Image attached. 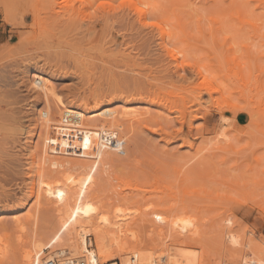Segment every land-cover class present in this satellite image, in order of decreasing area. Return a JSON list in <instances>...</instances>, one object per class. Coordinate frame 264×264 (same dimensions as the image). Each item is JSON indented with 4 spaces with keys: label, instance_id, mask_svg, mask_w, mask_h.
I'll return each mask as SVG.
<instances>
[{
    "label": "rangeland",
    "instance_id": "obj_1",
    "mask_svg": "<svg viewBox=\"0 0 264 264\" xmlns=\"http://www.w3.org/2000/svg\"><path fill=\"white\" fill-rule=\"evenodd\" d=\"M63 1L67 4L70 2ZM231 1L156 0L158 4L166 5L165 16L167 15L174 24H177L178 17H181L189 23L188 29L193 30V38L184 36L185 42L179 41L180 46L186 47L188 42L197 45V50L196 47L188 50V59H195V62L199 61L201 64H208V60L213 59L212 63L217 66L220 63L218 65L213 54L217 51L215 54L220 53L221 57V54L227 51L223 35H220V47L210 48L211 40H206L197 32L196 21L201 17L208 32L207 17L222 12V9L226 8L225 5ZM240 1H245V4H260L258 0ZM4 4L8 7L10 17L15 20L14 25H9L5 20ZM63 10L64 14L70 12L66 8ZM84 10V15L88 16L90 8ZM123 11L119 15L123 18L114 24L112 35L106 37L107 28L102 17L88 29L79 28L82 22L78 18L69 25V21L60 23L52 18L47 0H0V264H23L26 253L32 247L37 244L47 245L55 237L54 231L59 224L60 213L51 209L52 205L39 203L37 197L28 202L25 199L29 195L35 175L38 187L43 179L55 181L62 176L64 178L68 173L76 176L93 174L97 179V185L91 192L94 207L100 202H106L109 196H125L131 202L123 207H129L139 212L140 216L144 215L150 219L160 215L167 216L166 212L175 213V209L180 208L178 204L183 203L185 198V203H192L193 206L188 208L189 213L202 219L205 233L202 239L205 240L201 239L200 243L202 246L209 245L211 264L221 263L227 258L230 260L264 245V193L256 181L264 170L261 153V145H264V134H261L264 132V121L260 117L264 113V92L261 94L262 101H259L262 103L261 109L256 104L260 95L254 98L259 115L256 117H260L263 124V127L259 124L262 128L254 131L248 115L253 107H249L238 95L243 88L240 84L237 93H230L232 84L229 83L227 75H224L220 77V83L228 86L227 92L221 89L222 95H209L206 89L199 90L197 87L200 86V78L197 69L196 74L192 75L193 69L187 67L185 60H181L184 62L181 65L183 69L178 68L176 62L165 52L157 31L142 30L136 21L124 16ZM221 18L227 27L225 29L231 31L227 33L224 30L223 33L230 36L235 52L233 55L239 56L237 60L244 61L246 56L245 49L240 47L241 42L250 44L252 55L259 59L258 54L264 48L263 38H252L251 26H246L245 23L240 30L241 25L236 20L230 21L226 15ZM176 32L183 37L181 30L176 28ZM210 53L212 56L208 58ZM126 54H130L132 59L128 60ZM259 63L263 67L264 58L259 59ZM223 66L226 72L227 65ZM263 76L264 72L261 77ZM147 79H150L148 84ZM135 80L139 86H131L128 90L124 88L130 83L134 85ZM37 83L40 86L34 88L33 85ZM193 87H196V90ZM237 87H234L235 90ZM48 88H52V91L49 92ZM243 92H246L247 97L252 96L249 91ZM223 97L240 107L236 116L230 111L224 113L231 119H236L238 123V128L233 131V145L237 151L218 150L221 153L218 152L215 156L217 152L213 153L217 150L209 145L211 151L208 149V153H212V157L215 156L211 158V166L205 163V159L207 162L210 159L207 155L205 159L201 158L204 159L202 168L199 157V162H195L200 164L198 167L201 172H206L205 175L209 176L208 172L210 177L205 176L206 180L200 172V176L205 180L197 178L201 182L205 181L204 186L214 195L226 189L229 193L236 194V200L229 199L231 197L216 199V195L212 198L208 197L209 194L198 200L177 192L173 193V196L170 192H174V179L169 171L158 166L157 161H188L195 150L184 143L187 139L195 143L196 147L202 144L204 147L221 125L222 113L217 105L219 101H224ZM96 101L100 105H96ZM124 101H131L133 107L147 109L148 123L138 125L135 130L130 131L129 124L119 116ZM199 108H202L200 110L205 112V115H199ZM184 109L189 113L187 123L180 113ZM261 111L262 115L259 114ZM190 120L192 128L188 125ZM19 125L29 126L26 136L16 132L17 128L14 126ZM153 128L160 130L153 131ZM28 138L32 139V143H26ZM85 138L91 139L95 145L89 146L88 142V147L85 148ZM119 138L120 141L117 142ZM102 140H106L107 145L111 146L110 149L114 150L108 149L110 152L100 153L99 167L94 173H90V167L85 161L88 162L89 155L93 154L94 158L98 151L96 144ZM244 143L255 144L256 147L249 151L241 147ZM33 151L37 161L35 170L32 169ZM254 157H257V160L260 158V163L256 162ZM191 160L194 158L191 157ZM206 166H210L206 169L212 174L204 168ZM194 171H197L196 167ZM164 174L166 177L163 179ZM120 182H129L132 187L121 185ZM170 182L172 186L169 185ZM166 183L171 186L172 191L166 189ZM233 183H240L244 188L239 185V189ZM246 184L249 186L251 194L248 196L251 198L243 194L248 191H245L248 188ZM119 190L123 192L120 194ZM38 194L41 195V191L37 189V196ZM106 208H117V203L105 206V211ZM136 214L135 217L138 216ZM134 227L141 233L143 227ZM139 228H142L141 231ZM21 236H24V241L19 243ZM231 237L239 241V246L232 244Z\"/></svg>",
    "mask_w": 264,
    "mask_h": 264
},
{
    "label": "bare ground",
    "instance_id": "obj_2",
    "mask_svg": "<svg viewBox=\"0 0 264 264\" xmlns=\"http://www.w3.org/2000/svg\"><path fill=\"white\" fill-rule=\"evenodd\" d=\"M98 1L99 0H76L77 5L79 4V6H77V8L74 10H69L67 7H65V5H68L69 3L73 2V0H70V2L68 4H67V2H65L63 0H47L48 8L50 11L49 14L52 18L58 20L60 23L65 22V21H69V22H67L68 25L70 22H71L70 24H72V23L76 22L78 19H80L79 21L82 23L78 22V23H80L79 28H86V29H88L90 26H92L93 23L98 18L93 20V19L89 18L86 14L84 15V11H85L84 9L89 8L87 6H90L92 4H96ZM258 1H260L259 3L262 2V0H258ZM238 2H239V0H238ZM238 2H237V0H232L231 2L228 3V5H234L235 7L223 8L222 12H220V13L216 12L215 14H211L209 17H207V20L209 23V29H207L208 32L206 31V29H205L206 27L202 23L203 19L201 17L197 18V21H196L197 32L200 33V35L203 36L206 40L207 39L211 40L212 46H210V48L220 47L219 46L220 35H223L224 45H225V47L227 45V47H226L227 51L225 54H221L222 55L221 57L219 56L220 55L219 52H218L219 53L218 55L215 54L217 51H215V53L213 54L215 56V60H217V62H218V65L220 63L219 66H217L216 64L214 65L212 63L213 59L208 60V62H209L208 64L203 63L204 65L201 64L199 61H196V63H200L204 67H209L210 69H213V74L217 75V76H219L220 73L224 72V66L223 65H225V64L227 65V66H225V67H227L226 68L227 77L228 78L231 77V78H233V80H238L240 82L239 83L240 86L243 87V88H241L242 90L240 89V91H239L240 94L238 93V95L241 97V99H244L246 101V103L249 105V107L250 106L253 107V108H251L253 110L249 111L248 115H249L251 122L253 123L252 129L254 131H257V129L259 127L262 128L263 127L262 125L264 124V123L261 124V120L259 119L261 117V118H263V121H264V113L262 112L264 110V103L262 105L263 110L259 113L261 115L263 113V115H262L263 117L262 116H260L259 118L256 117V116H259V115H257L258 114L257 108L258 107H260V109L262 108L260 106V104H262V103L261 102L259 103V101H262L261 100L262 99L261 94L264 92V79H262V77H261L262 73L264 72V65L262 67V64L259 63V59L264 58V55H263L264 53L259 52V54H260V55L258 54L259 59H257L251 53L250 44L245 43V42H241L240 47L245 49L244 52H246L245 53L246 56L243 59L244 61H241V60L238 61L237 59L239 56L236 57L235 55H233V53H235V52H234V47L231 44L230 36L225 35L223 33L224 30H226L227 33H230L231 31L229 29H225L226 25H224V20L221 18L222 15L229 16L230 21L236 20L238 22V24L241 25L240 30L243 29L242 24L245 23V20H246V17L248 16L249 10H247L245 7H243V5H245V1H243V2L240 1L241 3L240 2L238 3ZM134 3L137 5H140V6L159 5V8H157V9H153V8L149 7V8H145V10L143 12H137L135 10V8H132V9L124 10L123 13H124V16L130 17L131 19L136 21L142 30L154 29V31H157V33L159 35V40H160L161 44L163 45L165 52H167L169 57H171L170 59H172L174 62H176L177 67L181 68L182 67L181 65H183L184 62L181 61L182 59H180V57H179V52L182 50L188 59V55H189L188 50L190 48L193 49L192 47H196V50L198 49L197 45L194 43H191V42H188L186 44V47L179 45V41L180 42L184 41V39H183L184 36H187V37L190 36L192 38L194 36V35H192L193 30H191V28L188 29L189 23L185 22L181 17H178L177 24H174L169 19V17L167 15L165 16V14L167 13L166 12L167 11L166 5L158 4L156 2V0H134ZM65 8L68 9V11H70L69 14L66 13L67 15L64 14L65 12L63 9H65ZM3 12L5 14L6 22L9 25H14L15 20L10 17V12L8 10V7L5 4L3 5ZM119 15H120V13H113L111 15L100 16V13H98V16L102 17L105 21V26L107 28L106 37L112 33V29L114 28V24L118 23L119 19L123 18V16H119ZM151 22H155V23H159V24H165L166 27L162 31L159 28L151 27L150 26ZM168 24H171V32H169V30H168V27H167ZM249 26H251V30H252V34H251L252 36L251 37L252 38H261V39L263 38V40H264V37H261L258 30H256L253 25H249ZM176 28H178V30H181L183 37L180 34L177 35ZM151 30H149V31L151 32ZM148 34H150V33H148ZM169 36H171V40H169ZM263 46H264V43H263ZM169 47L175 48L177 55L174 56L171 52H169L168 51ZM215 49H218V48H215ZM119 53H120V51H119ZM120 55H121V53H120ZM100 56H102V54ZM100 56H99V58H100ZM126 56H127L128 60L132 59L130 54H126ZM211 56H212V54L209 55L208 58L209 57L211 58ZM189 57H190V55H189ZM216 57H217V59H216ZM99 60H101V59H99ZM115 60H114V62H115ZM94 61H96V59ZM193 61L195 62V59H193ZM92 63L93 62H91V64ZM117 63L119 64V62H117ZM214 63H215V61H214ZM221 63H223V65H221ZM91 64H90V66H91ZM95 64L97 65L98 63H95ZM244 66H245V71H244ZM261 67L263 68L262 73L260 72ZM80 68L82 69V67H80ZM100 68H102V67H100ZM181 69H183V68H181ZM127 71H129V70H127ZM127 71H125V72H127ZM196 71H197V74L199 75V78H201L202 74L199 72V68H197ZM121 72H122V70H121ZM133 72H135V71H133ZM113 73H114V71H113ZM118 73H120V72H118ZM260 73H261V75H260ZM85 74H86V72H85ZM92 75H94V74H92ZM124 75L127 76L126 74H124ZM120 76H121V74H120ZM250 77L254 78L257 83L252 85L249 88V87H246V85L248 84V80ZM149 78L151 79V77H149ZM113 79H115V78H113ZM150 79H147V84H148V81ZM145 81H146V79H145ZM134 82H133L134 85L132 83H130V85H128L127 87H124V88H126V90H128L129 88H131V86L132 87L133 86L134 87L139 86V84L138 85L136 84V80ZM145 84H146V82H145ZM149 84H151V83H149ZM199 85L200 86L197 87L199 90L206 89V92L209 95H212L213 93H215L211 90L210 87H207V86L201 85V84H199ZM148 86H146V87H148ZM203 86L205 88H203ZM240 86L237 87V89H236L237 91L232 86V91H230V93H237ZM48 89H49V92L52 91V88H48ZM233 89L235 90V92ZM194 90H196V87L194 88ZM243 90H245L247 92L249 91L250 93H252V96L250 95L247 97L245 95L246 92L244 94ZM220 93H221L220 95H222V90ZM259 95L261 96V98ZM256 96H259L257 99L258 102L256 101V104H258L257 105L258 107L255 106V103H254V101H255L254 98H256ZM200 97H202V96H200ZM199 98H198V100H199ZM100 99H101V97H100ZM100 99H98V101H100ZM222 100H224V101L218 102V105H217L218 110L222 114H224L225 111H227V112L230 111L231 113H233V116H236V114L239 112L240 107L237 104L229 102L228 99H226L225 97H223ZM98 101H96V105H97V103H98V105H100ZM199 104L203 105L201 103H199ZM132 105H133V103L131 101H124V103L122 104L121 109L119 111V116L129 124L130 131L135 130L136 126H138V125L147 124L148 123V116H149V111L147 109L142 110V109H139L137 106L133 107ZM99 107H97V108H99ZM200 109H202V108H199L198 113H199V115L202 116L205 112L203 113L202 110H200ZM180 113H181L182 118L187 120V118L189 117V113H187L185 111V109L183 111H180ZM222 114H221V118H220L221 119V122H220L221 125L218 128L219 130L216 131V134L213 138L209 139V142L205 143L204 147H202V145H204V144L196 147L197 145H195V143L189 141L188 139L184 141V143L187 144L190 149L195 150V152H193V154H191L192 156L189 157L190 158L189 160H191V157L194 158L195 161H198L200 158L199 161H201L200 162L201 168H202V165H204L203 164L204 162H202V160H204L206 157L208 158V156L210 159L208 158L209 159L208 162H207V159H205V163L206 164L208 163L207 165L211 166V164L213 162V159H211V158L217 156V154L219 152L218 150H222L224 152L237 151L233 145V141L235 139L233 131L235 132V129L238 128L237 127L238 123H237L236 119L233 120L230 117L226 116L225 114L224 115H222ZM233 116H231V117H233ZM187 122H188V120L186 121V123ZM21 124H23V123L21 122ZM259 124H261L262 127L259 126ZM23 125H19L18 127L14 126V128L15 127L17 128V131H16L17 133L19 131V133L26 136L29 133V131L27 129L29 126L25 127ZM188 125H190L192 128V121L191 120L189 121ZM262 131H264V128L262 129ZM32 133H34V132L32 131ZM261 134H264V132ZM225 138H227V139H225ZM206 139H208V138H206ZM27 141L29 143H32V139L26 140V143H27ZM119 141H120V138L117 140V142H119ZM205 141H203V142H205ZM88 142L90 143L89 146L95 145L91 139H89ZM211 143H212V145H211ZM209 145L213 146L212 148L217 150V151H214L213 154H215L216 152L217 153L213 157H212V153L209 154L207 151L208 149H209V151H211L210 150L211 147H208ZM96 147L98 148V151H97V153H95L94 158H92V156H93V154H92V156L89 155V158H87L88 162L85 161L86 165L89 166L90 168L95 166L96 161L98 160V156L100 155V153H103L104 151L110 152V151L114 150L113 148L110 149L111 146L107 145L106 140H102V141L97 142ZM30 149H32V148H30ZM108 149H110V151ZM224 152H222V153H224ZM31 153L32 152H30V154ZM33 153H34V151H33ZM219 153H221V152H219ZM205 155H207V156L205 157ZM35 156H36V153H34L33 158H32L33 159V161H32V169L33 170H35L37 168V161H36ZM201 156H204V157H201ZM201 158H204V159L201 160ZM255 158H256V162L260 163L259 162L260 158L258 160H257V157H254V159ZM210 161H212V162H210ZM198 162L194 163L195 164L194 166L197 168V171H194L195 167L192 166V164H191V167L192 168L194 167V169L189 167L190 169L188 170V173H186V175H191L194 172L196 174V176L198 178H200L202 181L205 179L200 176V172L202 170H200V168H199L200 164H198ZM80 164L83 165V163H80ZM86 165H84V166L87 167ZM210 166H206L204 168L206 169L207 167H210ZM165 170H167V169H165ZM163 171H162V174H163ZM207 171H209L211 173L210 170H207ZM198 172H199V174H198ZM201 173H202L201 175H204V177L205 176L210 177V174L208 172H207V174L209 176L205 175L206 172H201ZM91 175H92L93 179L91 182L87 183L86 187H83V181L86 179V176H76V175L71 174V173L66 174L64 176V178H63V176H62V178H60L61 176L57 177L60 179H56L55 181H52L49 178L43 179L37 187V182H36L37 176L35 175L34 181L32 179V184H31V187L29 189L30 190L29 195H28V197L25 198L26 202H28L33 197H37V200L39 203L45 202L46 204H43V205H47V206L52 205L53 208L51 206V209H54V210L58 211V213H60V220H59L58 226L56 227V229L54 231L55 237L53 238V240L49 241L47 245L37 244L35 247H32V249H30L26 253V255L23 259V264H44V259L49 257V256H52L53 254H58L62 257H65L67 255H71V256H74L77 258H84V259H88V261L90 263H92V261L95 260L97 262V264H114L116 261H120V264H189L190 261H191V264H211V254H210L211 249H210L209 245H208V247L205 244L202 246L201 245L202 243H200V240L203 238V235L205 237V233L203 231L204 228H203L202 219L197 217V216L193 217L188 211V208L192 206L191 202H190L191 204H187V203H185V200H184L185 198L183 199L181 197L184 202L179 199L181 202H183V203L178 204V205H180V208L175 209V213H172V214H169V212H166L167 216L160 215L159 217H161V219H159V220L157 219V217L156 218L154 217V219H150L149 217H146L144 215L140 216L139 212L137 213L135 210L133 211L132 209H129V207H123V205L125 206L126 204H130V202H131L129 200V198H127L125 196L124 197H118V195L112 196V197L109 196L106 202H104V203L100 202V203H98V205H96L94 207V205L92 203L93 199L91 198V192L95 189V186L97 185V179L93 176V174H91ZM164 175L165 176H162V178L166 177V174H164ZM157 178H155V180ZM161 180L162 179H160L159 181L161 182ZM206 180H207V178H206ZM204 182H202V183L204 184ZM120 183H121V185L129 186L130 188L132 187L131 186L132 184H130L129 182H120ZM167 183H166V186H167L166 189L170 190L171 189L170 187L172 186V184L170 182L169 185H171V186H168ZM235 183H237V182H235ZM235 183H233V184H235ZM155 184H156V182H155ZM238 184L241 185L240 183H238ZM160 185H161V183H160ZM235 185L240 189L239 185H237V184H235ZM248 185H249V183H248ZM241 186H243V187H241L243 189L244 185H241ZM181 187L183 190V186H181ZM164 188H165V185H164ZM37 189L41 191V195L38 194V196H37ZM172 189H173V187H172ZM248 189H249V186L245 191H247ZM81 190H83V196L80 195ZM170 191H172V190H170ZM210 191L208 190L206 192V194H209V196L207 195L208 197H212V198L216 197V199H220L219 197L215 196L212 191L211 192ZM240 191L242 192V190H240ZM50 192H51V195H49ZM60 192L64 193L63 198H61L58 195V193H60ZM122 192H123L122 190H119L120 194ZM249 192L250 191L248 190L247 193H243V192L242 193L247 194V196H248L251 194ZM170 193L173 194V193H175V191L170 192ZM172 194H170V195H172ZM173 196H174V194H173ZM84 197H85V199H83ZM248 198H251V197L248 196ZM229 199L233 200L232 198H229ZM237 202H238V200H237ZM115 203H117V208H114L112 210H108L106 208V211H105V206L107 207L109 204L114 205ZM89 205H91V207L93 209H95V211H87ZM175 205H177V203ZM172 206H174V205H172ZM77 207L80 208L79 212L76 211ZM169 209H170V207L168 208V210ZM136 213L138 214L139 217L137 216ZM135 214L137 217H135ZM73 217H74V219H73ZM18 221L19 220H17V222ZM65 224H67L66 228L64 227ZM134 225H137V228H138V225H139V227H143L144 230L142 228H139V230L141 231V229H142L144 234H142V231H141V233L137 232ZM18 240H19V243H22L24 241V236L19 237ZM202 240H205V239H202ZM204 242H206V241H204ZM196 243L198 244L199 247H197ZM190 253H198V255H190ZM253 259H255L257 261V264L261 259H264V245L258 247V249L257 248L256 249H250V250H248V252H246V253L244 252V253L240 254L239 256H234V258H232L230 260H228V258H227V260H223L221 263H218V264H243L244 260L251 261Z\"/></svg>",
    "mask_w": 264,
    "mask_h": 264
},
{
    "label": "snow or ice",
    "instance_id": "obj_3",
    "mask_svg": "<svg viewBox=\"0 0 264 264\" xmlns=\"http://www.w3.org/2000/svg\"><path fill=\"white\" fill-rule=\"evenodd\" d=\"M65 7H67L69 10L76 9L77 8L76 0H73L71 4L65 5ZM87 7L90 8V11H88V17L94 20V19L100 18V16L111 15L113 13H120L126 9L135 8L137 12H143L145 8H149V7L153 9H157L159 8V5L140 6V5L135 4L134 0H99V3L92 4ZM225 7H235V6L225 5ZM243 7L249 10L248 16L246 17V20H245V24L253 25L255 29L258 30L261 37H264V0H262V2L259 5L249 3V4L243 5ZM98 13H100V16H98ZM150 26L159 28L162 31L166 27L165 24H159L155 22H151ZM167 27H168L169 32H171V24H168ZM169 40H171V36H169ZM168 51L171 52L174 56L177 55L176 49L173 47H169ZM261 52H264V48L261 49ZM179 57L180 59L185 60V63L188 68L193 69V72L191 73L192 75H195L196 74L195 70L199 68V72L202 74L201 78L198 80L199 84L210 87L211 90L217 94L221 92V89H223L225 92L228 91V86L220 83V77L226 75V72L220 73L219 76L214 75L213 69L204 67L200 63H196L190 59H187L182 50L179 52ZM228 79H229V83H231L233 87L239 86L240 82L238 80H233V78L231 77H229ZM262 79H264V77H262ZM256 83H257L256 80L250 77L246 87L250 88L252 85ZM39 86H40L39 83L33 85L34 88L39 87ZM152 130L159 131L160 129L153 128ZM84 147L85 148L88 147L87 138H85L84 140ZM241 147L251 151L256 147V145L255 144L250 145L248 143H244L243 145H241ZM261 153H262V159H264V145H261ZM194 163H195V160L185 161V160H175V159L173 160L162 159V160L157 161L158 166H161L167 169L169 173L171 174V177L174 179L173 190L180 195L186 194L188 198L193 199V200L205 197V194L208 191V189L197 178L195 174L186 175L190 165ZM97 167H99L98 160L96 161L95 166L89 169V172L94 173ZM92 179L93 177L91 174L87 175L86 179L83 181V187H86L87 183L91 182ZM256 179H257V182H259L260 184L261 192L264 193V170L261 171L260 175ZM181 184H183V190L181 189ZM49 195H51V192L49 193ZM58 195L61 198H63L64 193L60 192L58 193ZM80 195L83 196V190H81ZM215 195L219 198H224V199H227L229 197H231L232 199L236 198L235 193H229L226 189L223 191L216 192ZM76 211L79 212L80 208L77 207ZM87 211H95V209H93L91 205H89ZM157 219L159 220L161 219V217H157ZM64 227L66 228L67 224H65ZM230 239L233 245L239 246V241L235 237H231ZM190 255H198V253H190ZM92 264H97V262L93 260ZM189 264H191V261L189 262ZM243 264H257V261L255 259L251 261L244 260ZM258 264H264V259H261L258 262Z\"/></svg>",
    "mask_w": 264,
    "mask_h": 264
},
{
    "label": "built area",
    "instance_id": "obj_4",
    "mask_svg": "<svg viewBox=\"0 0 264 264\" xmlns=\"http://www.w3.org/2000/svg\"><path fill=\"white\" fill-rule=\"evenodd\" d=\"M44 264H92L88 261V259L77 258L71 255H67L62 257L58 254H54L44 259ZM114 264H120L119 262H115Z\"/></svg>",
    "mask_w": 264,
    "mask_h": 264
}]
</instances>
